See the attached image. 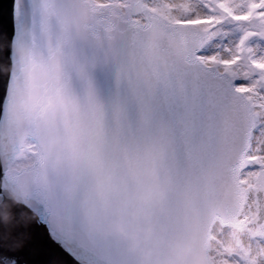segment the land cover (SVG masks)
Returning a JSON list of instances; mask_svg holds the SVG:
<instances>
[{
    "label": "snow or ice",
    "instance_id": "snow-or-ice-1",
    "mask_svg": "<svg viewBox=\"0 0 264 264\" xmlns=\"http://www.w3.org/2000/svg\"><path fill=\"white\" fill-rule=\"evenodd\" d=\"M0 264H264V0H11Z\"/></svg>",
    "mask_w": 264,
    "mask_h": 264
},
{
    "label": "water",
    "instance_id": "water-1",
    "mask_svg": "<svg viewBox=\"0 0 264 264\" xmlns=\"http://www.w3.org/2000/svg\"><path fill=\"white\" fill-rule=\"evenodd\" d=\"M11 0H0V33H9L11 30L10 22ZM3 37H0V65L3 64ZM2 72V69H0ZM2 87V85H0ZM20 209L16 214V222L11 223V216L7 217L3 224L8 228L7 232L0 229V241L8 239L13 231L19 233L20 239H31L32 242L40 248L48 251L46 245L47 226L38 222L35 214L31 213L23 206L17 205ZM21 264H27L28 261L36 260L37 257L32 253L31 249H24L19 252Z\"/></svg>",
    "mask_w": 264,
    "mask_h": 264
}]
</instances>
